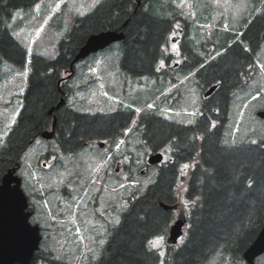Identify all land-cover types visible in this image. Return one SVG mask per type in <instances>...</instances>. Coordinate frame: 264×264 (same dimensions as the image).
<instances>
[{
  "label": "trees",
  "instance_id": "obj_1",
  "mask_svg": "<svg viewBox=\"0 0 264 264\" xmlns=\"http://www.w3.org/2000/svg\"><path fill=\"white\" fill-rule=\"evenodd\" d=\"M40 1L0 0V54L18 67H25L28 53L10 31L8 22L17 9L30 8ZM154 4V0H143L140 6L137 0H103L86 15L75 18L71 31L60 40L55 58L32 55L21 109L0 143V184L10 169L21 170L24 155L37 139H43V131L51 129L54 116L56 135L46 142H56L66 154L94 141L110 139L114 145L134 124L133 128L140 130L151 152L164 151L170 157L155 166L145 160L139 171L154 167V179L133 192L130 206L112 228L102 255L90 264H204L217 252L226 253L233 264H240L245 262L244 252L264 226V145L262 142L226 144L224 132L231 102L237 90L251 82L248 68L264 42V8L245 26L217 42L216 53L223 51L212 59L210 56L215 53L208 54L209 58L195 51L196 47L200 50V44L189 50L185 48L190 32L184 29L181 46L191 53L193 63L184 62L180 69L159 70L160 60L166 54L164 48L179 17L168 14L166 6ZM108 29L125 33L120 41L123 44L120 68L126 77L146 76L151 80L156 78L158 83L172 78L175 83L179 76L173 71L182 70L179 75L185 76L209 58L197 70L196 81L203 91L216 84L218 89L195 122L170 120L155 108H148L150 100L138 115L131 107L109 113H83L69 104L68 96L74 88L69 80L60 84L59 81L69 71L87 38ZM240 32V38L236 39ZM162 74L164 80L159 77ZM62 98L66 103L50 113ZM124 146L131 152L132 143L126 140ZM37 183L36 178L28 183L31 193H26L30 201L38 195L34 188H39ZM182 183H186L183 198L187 233L182 241L169 244L161 254L153 243L156 238L168 235L176 209H165L158 200L179 205ZM50 193L46 190L44 196ZM40 252L47 262L69 264L65 260H53L52 249ZM39 255L35 254L31 264L37 263Z\"/></svg>",
  "mask_w": 264,
  "mask_h": 264
},
{
  "label": "rangeland",
  "instance_id": "obj_2",
  "mask_svg": "<svg viewBox=\"0 0 264 264\" xmlns=\"http://www.w3.org/2000/svg\"><path fill=\"white\" fill-rule=\"evenodd\" d=\"M101 1L41 0L30 8L14 11L8 27L27 49L28 61L25 67H18L0 54V143L21 109L32 55L36 53L55 58L59 52L60 39L71 31L75 18L86 15ZM154 2V6H166L168 14L179 17L169 36L170 42L164 48L166 54L160 60L161 67H166L167 56L171 57L168 66L176 61L183 63L186 58L193 62L191 53L181 46L184 29L190 32L189 40L185 43L187 50L200 44V50L196 47L195 51L213 55L217 45L209 43H220L225 36L228 38L230 33L245 26L248 20L262 12L264 6V0ZM122 55L123 44L115 42L75 65L76 73L70 80L74 92L68 96V102L75 110L109 113L131 107L139 112L148 100H152L149 107L156 106L157 112L168 119L184 124L195 122L202 107L203 89L198 86L194 76L184 78L179 75L182 70L173 71L180 81L175 86H172V78L164 80V74L160 76L164 83L146 76L124 78L120 68ZM262 66L264 43L255 56V62L249 66L251 82L238 89L231 102L224 132L226 144L264 141V119L257 116L258 111L264 110ZM160 94H163L161 98L158 97ZM130 134L127 141L132 142L131 152L126 151L125 146L115 150L106 149L111 145V140H108L104 148L95 141L66 154L56 142L52 144L39 138L24 155L23 167L18 174L25 181L23 188L27 193H31L28 183L35 178L38 181L39 188L34 187L38 195L32 198L38 213L33 220H38L43 226L44 249H52L57 258H67L72 264L96 261L102 255L112 228L129 208L133 192L141 190L154 179V167H144L139 171L147 161L150 149L142 144L139 130L134 129ZM112 154L118 155L107 163ZM118 164L120 169L116 171ZM68 181L70 186L66 185ZM185 184L182 183L179 189L181 200L176 215L185 208ZM46 190L51 191L50 196H44ZM76 192L77 195L74 194ZM186 233L187 226L181 241ZM168 236L169 233L154 240L153 246L161 250V254L166 252L169 245ZM260 257L258 264H264V254ZM204 264L233 262L226 253L217 252ZM240 264L247 263L242 261Z\"/></svg>",
  "mask_w": 264,
  "mask_h": 264
},
{
  "label": "water",
  "instance_id": "obj_3",
  "mask_svg": "<svg viewBox=\"0 0 264 264\" xmlns=\"http://www.w3.org/2000/svg\"><path fill=\"white\" fill-rule=\"evenodd\" d=\"M142 0H138V5ZM125 33L118 30H102L91 34L86 42L76 53L71 66L70 74L62 78L59 84L74 73V65L90 54L105 49L112 43L124 40ZM216 85L211 87L206 95H209ZM65 104V99L50 110H58ZM258 115L264 118V111ZM57 117L54 116L51 129L42 133V137L51 139L55 135ZM164 155L161 152L154 153L148 158L149 164H159L163 161ZM165 209H175L176 206L168 205L161 199L158 200ZM27 195L22 188V178L17 174V168L10 169L2 178L0 184V264H29L37 249L40 247L42 235L40 226L30 222L31 211ZM187 224L185 211H179L175 222L171 225L168 243H178L184 234V227ZM264 253V226L253 243L244 252L243 257L249 264H254L256 259Z\"/></svg>",
  "mask_w": 264,
  "mask_h": 264
},
{
  "label": "flooded vegetation",
  "instance_id": "obj_4",
  "mask_svg": "<svg viewBox=\"0 0 264 264\" xmlns=\"http://www.w3.org/2000/svg\"><path fill=\"white\" fill-rule=\"evenodd\" d=\"M169 58H171V57H169ZM169 58L166 60V63L168 64L170 61H169ZM187 59H185V61H186ZM174 63H179L178 61H176V62H174ZM173 64V63H172ZM217 85V84H216ZM210 87L208 86V87H205V89H204V91H203V97H202V107H201V109L203 110L204 108H206L207 109V105L209 104V103H211V101H207L209 98H211V96L214 94V92L218 89V87L214 90V91H212L209 95H205V92H207L208 91V89H209ZM202 110H201V113H202ZM39 261H41V259H38V261H37V264H38V262ZM30 264V263H29Z\"/></svg>",
  "mask_w": 264,
  "mask_h": 264
},
{
  "label": "snow or ice",
  "instance_id": "obj_5",
  "mask_svg": "<svg viewBox=\"0 0 264 264\" xmlns=\"http://www.w3.org/2000/svg\"><path fill=\"white\" fill-rule=\"evenodd\" d=\"M37 7H39V6H37ZM262 67H264V66H262ZM129 131H130V129H129ZM185 167H187V165H185Z\"/></svg>",
  "mask_w": 264,
  "mask_h": 264
},
{
  "label": "bare ground",
  "instance_id": "obj_6",
  "mask_svg": "<svg viewBox=\"0 0 264 264\" xmlns=\"http://www.w3.org/2000/svg\"><path fill=\"white\" fill-rule=\"evenodd\" d=\"M170 59H171V58H169V61H171ZM247 64H248V63H247ZM241 70H242V69H241Z\"/></svg>",
  "mask_w": 264,
  "mask_h": 264
}]
</instances>
